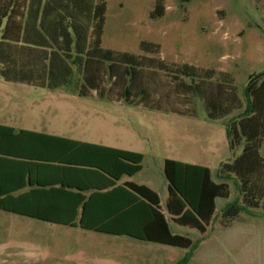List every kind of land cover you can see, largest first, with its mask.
<instances>
[{
    "label": "trees",
    "instance_id": "16d2710c",
    "mask_svg": "<svg viewBox=\"0 0 264 264\" xmlns=\"http://www.w3.org/2000/svg\"><path fill=\"white\" fill-rule=\"evenodd\" d=\"M106 14L107 0H0V79L186 117L201 101L209 121L232 116L225 123L229 146L243 151L220 165L217 180L207 167L165 160L166 212L205 234L216 201L230 197V182L239 197L222 209L225 223L264 209V71L250 77L242 99L230 74L105 49ZM164 15V0H156L151 17ZM140 50L160 54L152 42ZM143 162L140 153L0 125V210L193 250V240L172 232L156 191L122 181L142 172Z\"/></svg>",
    "mask_w": 264,
    "mask_h": 264
},
{
    "label": "rangeland",
    "instance_id": "374dc122",
    "mask_svg": "<svg viewBox=\"0 0 264 264\" xmlns=\"http://www.w3.org/2000/svg\"><path fill=\"white\" fill-rule=\"evenodd\" d=\"M155 4L107 0L103 47L230 74L243 99L250 77L264 71V0H164L165 15L157 19L151 17ZM144 41L158 44L160 54L142 53ZM194 114H164L95 93L82 98L0 79V124L142 154V172L122 181L156 191L172 232L195 244L193 250L171 248L0 210V264H177L186 258V264H264V209L221 219L222 209L239 197L234 182L230 197L216 201L205 234L177 225L166 212V159L207 167L217 180L220 165L243 151L229 146L225 123L232 116L209 121L201 101ZM260 153L264 157V138Z\"/></svg>",
    "mask_w": 264,
    "mask_h": 264
},
{
    "label": "crops",
    "instance_id": "0c3cea01",
    "mask_svg": "<svg viewBox=\"0 0 264 264\" xmlns=\"http://www.w3.org/2000/svg\"><path fill=\"white\" fill-rule=\"evenodd\" d=\"M0 125H2V124H0ZM4 126H6V125H4ZM8 127H12V126H8ZM12 128H14V127H12ZM15 129V128H14ZM17 130V129H16ZM22 130H25V129H22ZM17 131H20V130H17ZM26 131H31V130H26ZM31 132H36V131H31ZM37 133H40V132H37ZM42 134H47V135H52V134H48V133H42ZM52 136H58V137H63V136H60V135H52ZM63 138H67V137H63ZM67 139H71V138H67ZM71 140H74V139H71ZM75 141H80V140H75ZM81 142H86V141H81ZM86 143H91V142H86ZM92 144H97V143H92ZM97 145H101V144H97ZM102 146H104V145H102ZM106 147H108V146H106ZM111 148H113V147H111ZM165 162V161H164ZM127 180H125V181H123V182H126Z\"/></svg>",
    "mask_w": 264,
    "mask_h": 264
}]
</instances>
